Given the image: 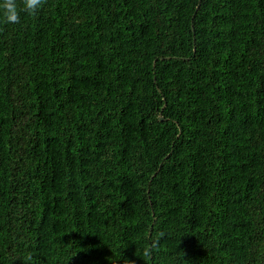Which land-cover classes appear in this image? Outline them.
<instances>
[{"label":"trees","instance_id":"obj_1","mask_svg":"<svg viewBox=\"0 0 264 264\" xmlns=\"http://www.w3.org/2000/svg\"><path fill=\"white\" fill-rule=\"evenodd\" d=\"M19 16L0 13V264H264V0Z\"/></svg>","mask_w":264,"mask_h":264},{"label":"clouds","instance_id":"obj_2","mask_svg":"<svg viewBox=\"0 0 264 264\" xmlns=\"http://www.w3.org/2000/svg\"><path fill=\"white\" fill-rule=\"evenodd\" d=\"M46 0H21L22 8L18 6L17 0H0V13L3 15L5 23H19L20 11H25L30 15H35L38 9H40ZM156 244L152 245L154 248ZM152 248L145 251V255H149Z\"/></svg>","mask_w":264,"mask_h":264}]
</instances>
